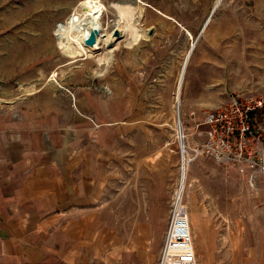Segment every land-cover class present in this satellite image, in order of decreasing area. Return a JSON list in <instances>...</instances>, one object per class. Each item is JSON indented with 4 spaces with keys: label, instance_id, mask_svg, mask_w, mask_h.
<instances>
[{
    "label": "rangeland",
    "instance_id": "obj_1",
    "mask_svg": "<svg viewBox=\"0 0 264 264\" xmlns=\"http://www.w3.org/2000/svg\"><path fill=\"white\" fill-rule=\"evenodd\" d=\"M94 1L106 8L101 21L109 32L119 18L114 4L141 9L137 24L145 31L143 38L133 46L119 38L109 62L98 61L102 51L71 58L58 46L54 33L58 23L83 0H0V114L18 122L17 135L33 132L37 114L28 111H35L41 118L61 115L56 126L63 130L61 137L74 136L80 122H90L93 128L79 125V135L116 136L115 141L101 140L100 145V204L105 217L111 212L135 215L140 205L147 211L155 200L164 205L167 198L171 207L182 164L175 96L185 57L194 43L179 110L184 142L192 154L205 137V110L227 103L236 94L264 101V0H222L219 5L218 0ZM45 38L49 43L43 47ZM22 52L26 55L20 56ZM46 89L52 98L51 113L42 107ZM87 95L95 99L90 102ZM99 118L102 122L97 125ZM256 122L264 129L263 109ZM45 124L38 123L37 129L47 140ZM252 169L247 166L242 171L209 155L197 157L188 167L183 201L193 242L196 215L213 217L218 230L242 231L234 233L237 240L229 242V252H220L225 246L221 239L216 242L218 264H264V176H251ZM79 212L88 215L91 206ZM120 227L117 237L123 239L124 227ZM159 254L146 252L148 263L157 264ZM128 261L117 257V264ZM134 261L140 262L135 256Z\"/></svg>",
    "mask_w": 264,
    "mask_h": 264
},
{
    "label": "crops",
    "instance_id": "obj_2",
    "mask_svg": "<svg viewBox=\"0 0 264 264\" xmlns=\"http://www.w3.org/2000/svg\"><path fill=\"white\" fill-rule=\"evenodd\" d=\"M28 113L37 114L28 136L15 134L18 122L0 114V264H117L118 256L129 259L125 264H149L146 252H161L163 246L171 215L169 198L164 205L155 200L147 211L140 205L135 215L111 212L105 217L100 204V145L116 136L100 138L81 131L79 135V125L93 128L90 122H80L74 136L61 137L63 130L56 127L61 115L41 118L35 111ZM42 121L47 140L37 129ZM96 122L100 125L101 118ZM111 131L115 135L116 130ZM85 205L91 206L88 215L79 212ZM193 220L197 264H218L216 242L221 239L225 246L220 252H229V242L237 240L234 233L242 231L218 230L210 216L196 215ZM120 225L123 239L117 237ZM257 234L260 240L259 228Z\"/></svg>",
    "mask_w": 264,
    "mask_h": 264
},
{
    "label": "built area",
    "instance_id": "obj_3",
    "mask_svg": "<svg viewBox=\"0 0 264 264\" xmlns=\"http://www.w3.org/2000/svg\"><path fill=\"white\" fill-rule=\"evenodd\" d=\"M262 109L263 100L236 94L227 103L205 110L204 140L192 154L189 149L190 156L184 155L186 149L182 147V162L190 164L201 155H209L242 171L252 167L253 177L264 176V129L256 122V114ZM196 261L188 210L175 201L158 264H196Z\"/></svg>",
    "mask_w": 264,
    "mask_h": 264
},
{
    "label": "bare ground",
    "instance_id": "obj_4",
    "mask_svg": "<svg viewBox=\"0 0 264 264\" xmlns=\"http://www.w3.org/2000/svg\"><path fill=\"white\" fill-rule=\"evenodd\" d=\"M221 1L222 0H218L217 2L220 3ZM131 5L119 4V3L114 4V8L119 14L118 15L119 18L115 21L114 24L115 30L119 31V36H116L115 30L109 32L107 31L108 29L106 30L102 24L101 19L103 18L106 10V8L102 5V3L94 0H83L80 6L76 8L74 12L65 21L58 23L56 29L54 28L55 29L54 33H56V38L58 40V46L62 50V53L68 57L76 58L82 55H87L88 57H90L95 55L96 52L102 51L104 53H100L98 55V61L100 63L109 62L113 55L112 54L113 51L117 49L121 43L118 40L119 38L123 37L126 41V45L131 46L134 42L138 40V38L143 36L142 32H145V31H141L142 28H139L137 24L139 23L141 18V9L139 10L138 7H133ZM95 28L99 30L97 43L94 47L86 46L84 41L89 36L91 30ZM47 39L45 38L46 41L44 40L45 42L44 41L42 42L43 47H45V45L49 43L48 42L49 40ZM194 45L195 44L193 43L192 47ZM189 52L187 53L183 65L181 67L178 85L176 88L175 105L178 116L177 125H178V139L181 144L180 146L181 148L185 147L186 149V150L183 149L184 155H186L187 153V155L190 156L186 144L184 142V136H183L184 134L182 132V122L179 117V110L181 106L182 78L187 68ZM19 55L23 56L26 54L22 52ZM49 90L46 89V91L44 92L45 101L42 107L45 110V112H50L52 110V101H51L52 98L49 97L48 95L50 92ZM33 108L34 106L32 107V109ZM189 165L190 164H188V162L187 163L182 162L180 169V184L176 192V198H175L176 203H178L179 205H183L186 208L187 206L184 204L183 200H184V195L188 180Z\"/></svg>",
    "mask_w": 264,
    "mask_h": 264
},
{
    "label": "water",
    "instance_id": "obj_5",
    "mask_svg": "<svg viewBox=\"0 0 264 264\" xmlns=\"http://www.w3.org/2000/svg\"><path fill=\"white\" fill-rule=\"evenodd\" d=\"M218 5H219V3H218ZM218 5L215 6L213 12L216 10V8H217ZM98 35H99V30L96 29V28L95 29H92L91 32H90V34H89V36L84 41L85 45L86 46H90V47H94L96 45V43H97V37H98ZM115 35L116 36H119V31L118 30H115ZM194 47H195V45L190 49L189 56H188V60H189L190 55L192 54V52L194 50ZM183 79H184V76L182 78V84H183ZM0 84H1V82H0Z\"/></svg>",
    "mask_w": 264,
    "mask_h": 264
}]
</instances>
